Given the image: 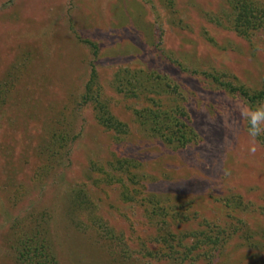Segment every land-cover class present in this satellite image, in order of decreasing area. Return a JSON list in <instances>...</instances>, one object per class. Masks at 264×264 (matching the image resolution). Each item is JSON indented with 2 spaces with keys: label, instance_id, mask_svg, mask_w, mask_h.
<instances>
[{
  "label": "rangeland",
  "instance_id": "obj_1",
  "mask_svg": "<svg viewBox=\"0 0 264 264\" xmlns=\"http://www.w3.org/2000/svg\"><path fill=\"white\" fill-rule=\"evenodd\" d=\"M230 14L227 0H0V201L12 217L0 212V264H15L6 243L13 220L27 229L41 217L61 264L264 260V105L252 111L197 71L218 70L251 90L264 88V29L252 41L241 38ZM84 40L98 45L97 55ZM92 64L114 101L112 114L130 126L123 137L78 105ZM129 69L172 78L197 143L175 149L134 124L131 107L139 103L114 87L116 74ZM53 134L69 142L54 147L57 155ZM126 158L175 210L166 225L124 203L120 186L106 178ZM82 193L85 204L77 198ZM232 195L245 209L218 202ZM162 225L180 235L218 227L232 235L183 262L178 252L150 256L160 252L154 240Z\"/></svg>",
  "mask_w": 264,
  "mask_h": 264
},
{
  "label": "trees",
  "instance_id": "obj_2",
  "mask_svg": "<svg viewBox=\"0 0 264 264\" xmlns=\"http://www.w3.org/2000/svg\"><path fill=\"white\" fill-rule=\"evenodd\" d=\"M227 2L230 4L232 31L237 36L252 41L253 35L259 29H264V4L254 0H227ZM172 3L170 2V5ZM84 41L91 47L94 55H97L98 45L93 41ZM197 71L203 79L210 81L219 89L241 98L252 111H256L258 107L264 105V88L259 91L251 90L238 83L235 77L225 76L218 70ZM90 72L89 80L78 105L91 107L95 112L97 122L107 131L115 133L118 137L127 135L130 126L128 122L120 121L112 114L111 108L114 101L111 102V99L106 97L95 64H92ZM171 79L167 74L156 71L127 70L116 74L114 87L126 98L135 99V102L139 103L137 106L132 105L131 112L134 124L139 126L142 131L159 139L169 147L186 149L199 141V134L189 115L183 91ZM260 139L263 138L260 137ZM67 140V135L53 134L52 152L57 155L58 148L54 147H61L63 144L68 146ZM112 166L114 171L110 170L106 174V178L110 179L112 184L120 186L124 203L141 207L146 218L153 223L158 218L160 224L166 225L168 220L173 218L175 210L171 212L161 200L160 195L149 190L146 179L140 178L135 173L134 169L138 166L137 161L127 158L118 159ZM82 195V197L78 195L77 198H82V203L85 204L88 202L87 194L82 193ZM238 196L232 195L222 198L218 202H221L225 208L240 211L245 209V204L241 196ZM0 212L12 219L2 201H0ZM48 226L44 217L35 220L27 229L21 220H13L6 243L13 252L15 264H61L54 251ZM218 228V232L213 229L209 232L206 230L192 231L180 235L162 225L154 240L159 245L160 252L157 250L154 253L150 252V256L161 254L173 258V254L178 252L181 260L186 262L188 258H193L197 251H206L211 246L219 247L230 240L232 234L228 233L224 227ZM241 231L247 236L249 229L246 227ZM248 240L247 237L246 241ZM253 264H264V260Z\"/></svg>",
  "mask_w": 264,
  "mask_h": 264
}]
</instances>
